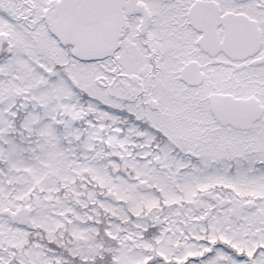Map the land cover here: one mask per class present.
I'll list each match as a JSON object with an SVG mask.
<instances>
[{"label": "snow or ice", "instance_id": "1", "mask_svg": "<svg viewBox=\"0 0 264 264\" xmlns=\"http://www.w3.org/2000/svg\"><path fill=\"white\" fill-rule=\"evenodd\" d=\"M0 264H264V0H0Z\"/></svg>", "mask_w": 264, "mask_h": 264}]
</instances>
